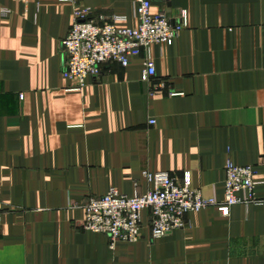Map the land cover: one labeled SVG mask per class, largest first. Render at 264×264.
I'll return each instance as SVG.
<instances>
[{"label": "crops", "instance_id": "0c3cea01", "mask_svg": "<svg viewBox=\"0 0 264 264\" xmlns=\"http://www.w3.org/2000/svg\"><path fill=\"white\" fill-rule=\"evenodd\" d=\"M77 1L121 17L118 28L138 25L135 0ZM160 9L186 19L171 44L151 45L149 83L134 56L75 89L60 49L73 5L0 0V264H264V0ZM227 161L256 169L257 203L191 212L186 228L157 239L144 210L141 238L113 249L83 229L89 197L144 193V170L189 172L221 203Z\"/></svg>", "mask_w": 264, "mask_h": 264}, {"label": "built area", "instance_id": "2783aa9c", "mask_svg": "<svg viewBox=\"0 0 264 264\" xmlns=\"http://www.w3.org/2000/svg\"><path fill=\"white\" fill-rule=\"evenodd\" d=\"M67 1L73 5V19L60 44L64 54L62 72L75 82V89L83 87L88 77H98L107 63L127 66L134 56L142 57L141 80L149 83L156 72L151 45L171 44L185 25L184 10L178 21L171 19L165 10L153 11L154 4L161 0L134 1L138 21L134 28H118L115 21L121 17L106 19L77 0ZM163 87V84H156L150 93H157ZM154 123L155 120H149V124ZM224 171L223 201L218 203L214 197H205L191 185L189 172L178 178L168 171L144 170L142 176L148 185L144 193L130 196L111 187L101 196L89 197L82 205L85 211L83 229L104 234L113 249L118 242L131 243L141 238L144 210L149 212L151 237L157 239L186 228V217L191 212L215 206L222 216H228L233 205L248 207L258 202L254 192L256 169L252 165L227 161Z\"/></svg>", "mask_w": 264, "mask_h": 264}]
</instances>
